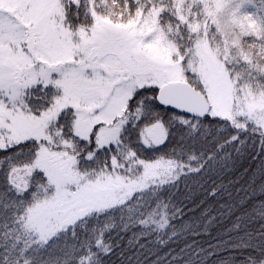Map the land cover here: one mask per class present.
I'll return each instance as SVG.
<instances>
[{
    "label": "rangeland",
    "instance_id": "374dc122",
    "mask_svg": "<svg viewBox=\"0 0 264 264\" xmlns=\"http://www.w3.org/2000/svg\"><path fill=\"white\" fill-rule=\"evenodd\" d=\"M194 1L206 6L226 51L239 47L242 37L255 29L246 12L247 0ZM158 17V10L125 24L96 17L90 28L73 31L65 24L61 0H0V146L41 140L67 108L75 113L74 132L79 138L88 139L100 125L98 146L116 144L122 123L113 120L124 112L136 90L159 89L173 81H186L202 90L211 114L253 123L264 131V92L238 85L222 50L206 36L196 41L187 59ZM239 52L245 62L252 58ZM37 84L61 91L41 115L27 112L22 102L27 88ZM146 163L155 173L156 162ZM74 165L73 158L44 147L34 161L53 188L48 201L63 217L62 227L82 215L123 203L136 185L152 184L157 177H149V170L137 162L129 171L138 165L141 173L130 178L110 172L87 175Z\"/></svg>",
    "mask_w": 264,
    "mask_h": 264
},
{
    "label": "trees",
    "instance_id": "16d2710c",
    "mask_svg": "<svg viewBox=\"0 0 264 264\" xmlns=\"http://www.w3.org/2000/svg\"><path fill=\"white\" fill-rule=\"evenodd\" d=\"M247 1L249 9L246 12L255 23V29L242 37L239 47L234 46L228 51L212 16L199 1L179 0L177 4L176 0H61V3L65 24L73 31L90 28L96 17L125 24L137 20L142 14L158 10L159 25L179 43V51L187 59L196 41L206 36L212 46L222 50L227 69L237 79L238 85L247 84L264 92V0ZM239 50L252 58L243 61ZM157 91V88L151 87L150 90L148 86L136 90L124 112L113 120V124L122 123L116 144L98 146L100 125L92 130L88 139L79 138L74 132L75 113L67 108L50 124L41 140L28 139L12 146H0V149L7 150L0 151V159L4 160L0 164V191L6 184L15 186L19 183L23 187L25 181L28 186L39 182L48 189L47 199L52 196L53 188L47 175L34 167L41 147L61 152L65 158H73L75 170L87 175L110 172L129 178L139 176L141 168L138 165L133 167L134 171L139 170L133 174L125 161L128 146H135L138 142V129L130 127V124L137 119V103L143 100L147 105L149 97L157 99ZM60 95L61 91L54 86L37 84L29 87L22 98L23 109L41 115ZM225 120L223 126L229 129L227 134L235 132L245 142L239 155L232 151L231 161L224 168L217 167L203 179L193 176L186 180L181 176L186 164L171 151L142 154L145 162L160 160L157 169L161 175L156 177V186L168 179L165 169L168 158L172 157L176 165L172 175L180 177L176 181L178 191L174 192V199L166 209L161 207L146 225L140 221L148 215L147 210L139 213L137 209L132 213L134 219L128 223L127 231L120 227L122 222L118 221L112 238L100 246L101 252L106 245L111 249L103 264H264V215L260 214L264 213V207H259L264 201V148L261 147L264 131L246 121ZM235 146L227 150L231 151ZM64 162L62 159V165ZM36 247L34 243L33 250ZM23 248L22 237L16 251L9 255L10 264H15L20 256L19 264H38L34 251L22 252ZM56 255L58 264H74L70 247ZM90 264H97V258L93 257Z\"/></svg>",
    "mask_w": 264,
    "mask_h": 264
},
{
    "label": "snow or ice",
    "instance_id": "6c2138e0",
    "mask_svg": "<svg viewBox=\"0 0 264 264\" xmlns=\"http://www.w3.org/2000/svg\"><path fill=\"white\" fill-rule=\"evenodd\" d=\"M169 95L180 98V93L174 90ZM136 114L137 119L130 127L138 129V142L135 146H128L126 166L131 168L130 161L135 160L149 170V177H159L161 172L157 169L152 173L153 166L145 162L143 153L171 151L186 164L180 175L186 180L193 176L199 180L213 173L217 167L224 168L231 161L232 151L239 155L245 142L235 132L227 134L229 129L223 126L225 118L210 111L198 114L180 108L176 103L166 104L162 99L149 97L147 105L143 100L137 103ZM197 133H200L199 136ZM232 145L236 146L231 151L227 150ZM261 147L264 148V141ZM0 151L7 152L6 149ZM3 163L4 160L0 159V164ZM156 164L159 165L160 160H156ZM167 165L165 171L168 179L160 181L159 186L155 185V181L147 185L138 184L123 203L113 204L102 213L82 215L67 227L60 226L63 217L53 210L47 199L48 189L39 182L28 186L25 181L23 187L19 183L15 186L6 184L4 190L0 191V264H10L9 255L16 251L22 237V252L33 250L34 243L37 245L33 251L38 264H58L56 253L69 247L73 252L74 264H90L93 257L97 258V264H103L111 249L106 245L101 252L100 246L106 239L112 238L118 221L122 222L120 227L127 231L128 223L134 219L132 213L137 209L139 213L147 210L148 215L140 221L146 225L148 219L154 218L161 207L166 209L174 199V192L178 191L176 181L180 177L172 175L176 168L172 157L168 158ZM259 207H264V201ZM100 225L102 227H98ZM20 259L22 256L16 258L15 264H19Z\"/></svg>",
    "mask_w": 264,
    "mask_h": 264
},
{
    "label": "water",
    "instance_id": "95a60500",
    "mask_svg": "<svg viewBox=\"0 0 264 264\" xmlns=\"http://www.w3.org/2000/svg\"><path fill=\"white\" fill-rule=\"evenodd\" d=\"M161 89L163 91H161ZM180 93V98H173L170 91ZM157 99H162L167 103H176L178 107L201 114L209 112L211 105L205 94L191 83L186 81H173L164 84L157 93Z\"/></svg>",
    "mask_w": 264,
    "mask_h": 264
}]
</instances>
